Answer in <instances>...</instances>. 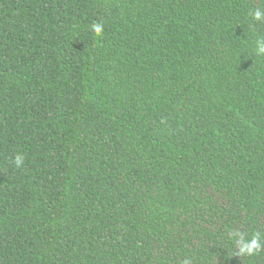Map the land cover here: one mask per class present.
Segmentation results:
<instances>
[{
	"label": "trees",
	"instance_id": "1",
	"mask_svg": "<svg viewBox=\"0 0 264 264\" xmlns=\"http://www.w3.org/2000/svg\"><path fill=\"white\" fill-rule=\"evenodd\" d=\"M256 8L0 0V264H264Z\"/></svg>",
	"mask_w": 264,
	"mask_h": 264
},
{
	"label": "clouds",
	"instance_id": "2",
	"mask_svg": "<svg viewBox=\"0 0 264 264\" xmlns=\"http://www.w3.org/2000/svg\"><path fill=\"white\" fill-rule=\"evenodd\" d=\"M254 20L258 22H264V8H256L251 13ZM93 31L99 35L102 32V26L96 24L93 26ZM256 55L264 56V38H258L256 40ZM16 168H21L24 164V157L21 154H17L13 161ZM231 237L235 242L238 256H254L261 251H264V233H256L249 239L243 232L235 231L231 233ZM188 264V262H185Z\"/></svg>",
	"mask_w": 264,
	"mask_h": 264
}]
</instances>
